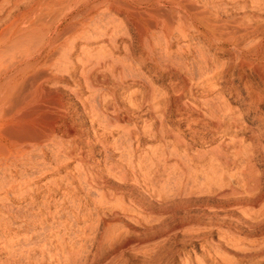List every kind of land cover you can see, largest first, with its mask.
I'll return each mask as SVG.
<instances>
[{
  "label": "rangeland",
  "instance_id": "obj_1",
  "mask_svg": "<svg viewBox=\"0 0 264 264\" xmlns=\"http://www.w3.org/2000/svg\"><path fill=\"white\" fill-rule=\"evenodd\" d=\"M93 1L74 0L64 9L59 0H0V96L16 81L30 102L22 110L0 105V129L21 117L19 127L36 134L24 142L25 159L0 168V264H264V101L250 104L247 93L264 98V84L196 30L173 39L170 51L165 44L146 49L133 24L114 12L104 15L120 24V48L101 36L105 22L97 34L59 45L58 31L77 27ZM232 1L194 2L244 34L264 29V0ZM184 46L190 51L182 56ZM165 50L190 71L155 65ZM201 54L224 91L194 96L197 109L179 122L189 93L177 101L174 88L191 75L186 86L195 87ZM117 61L132 64L124 83L110 68ZM232 89L244 99L231 97ZM55 93L61 109L51 102ZM213 100L235 115L250 107V118L217 132ZM51 131L59 143L43 139ZM11 141L0 134L1 143L11 147ZM217 153L230 160L226 168ZM217 171V185L207 184ZM196 178L194 189L181 187ZM258 181L256 194L247 195Z\"/></svg>",
  "mask_w": 264,
  "mask_h": 264
},
{
  "label": "bare ground",
  "instance_id": "obj_2",
  "mask_svg": "<svg viewBox=\"0 0 264 264\" xmlns=\"http://www.w3.org/2000/svg\"><path fill=\"white\" fill-rule=\"evenodd\" d=\"M73 1L74 0H59V3L57 5L64 8V7L69 6ZM194 1L195 0H94L93 2H95V4L93 3L94 4L93 8L92 9L89 8L90 10H88L84 14L83 19L79 23V25L75 28L71 27V28H73L72 29L73 31L69 28H67V29L66 28H62V29L60 28L61 30L58 31V34H57V42L59 43V45L64 44L68 39H70L72 36H74L71 39L72 40L71 42L74 44L79 38H83L86 35L88 37V33L91 31H93V32H95V34H97V32L99 30L98 29L99 25L105 22L106 27H105L104 31L102 30L103 33L101 34V36L106 37L108 39V41L110 43H112L116 49H118V48H120V46L117 45V41H118L119 36L121 34L120 29H119L120 24L118 23V21L114 20L113 18H107L106 19L104 14L105 13H111V12H114L115 14H121V15L124 14L126 16V20L129 23L133 24L135 31H137V33L141 39L142 45L146 49L147 48H151V49L154 48L153 51H155L156 48H160V46H162V44H165L166 50L168 51L172 47L173 39H177V37L186 39L189 36V33L191 30H193V31L196 30V32H198L199 35H201L204 38L209 39V41L212 45L217 44L218 46H220L221 50L227 51V52H230L231 54H233L235 57L234 59H236L237 64H238L240 69H242L244 66L252 68V70L256 74L259 82L264 84V29L256 30L251 35L250 34L248 35L247 33L244 34V33H242L243 31L240 32L237 28H234V27L230 26L229 24H224L217 17V15L215 13H213L209 9V7H207L206 5L204 6V4H203V6H201V5H198V3H195ZM234 1H236L235 2L236 4H234V5L239 4L237 2V0H233L232 2H234ZM242 5L245 6V3ZM261 6L262 5H260V7ZM257 7L255 9L259 8V7L258 8ZM262 7L264 8V5ZM243 10H244V8H242V11ZM58 11H59V9H58ZM58 11L56 9L55 13H57ZM259 11H260V8H259ZM97 12H100V13H97ZM60 13H61V10H60ZM96 13L98 15H96ZM64 22H65V18H62L61 22H60L61 27L63 26ZM66 23H67V21H66ZM237 25H240V24H237ZM87 37H86V41H88ZM247 41L254 43V45L250 49H248L249 47L246 48L248 50L245 49V46H246L245 43ZM151 49H149V50L151 51ZM188 51H190V48L188 46H186V47L184 46L183 48H179L180 55H182V56L185 52H188ZM171 55H172V53L170 54L167 52L163 62L161 60L160 61L158 60V61H155L154 64L157 66H160L162 68V70L167 72V73L168 72H177L179 69H182L185 71L186 70L190 71L186 61H182V59H176V60L172 61ZM201 56H202V54H201ZM158 59H160V58H158ZM198 59H199L198 63L200 65H203V70H201L199 72L200 78L198 79L197 82H195V85H194L195 87L187 88V86H186L188 81L190 79H192V77H193L190 74L191 76H185L184 77V83L181 86L178 87V85L176 84V86L174 88L175 93L177 94V96H176L177 101H180L184 95L189 93V96L187 97V99L185 101H182L180 104L181 107L179 109V113H180V118L178 119L179 122H183V121L188 120V117L190 116L189 114L197 109V107L195 105H193V103H192V101L194 100V96H206V95H204V90H208V91H212V92H219V93H222L224 91L223 84L215 85V82L217 81V80L215 81V79H216L218 73L217 72L214 73V71H209L210 65L208 63V60L205 58V56H202L201 58H198ZM153 60H152V62H153ZM88 63L89 62H87L86 64H88ZM113 63L114 64L110 66V68H112V71H113L112 72L113 77L115 76V78L117 77L118 79H120V81H121V82L119 81L120 83H124L127 80H129V77H127V75H126L127 73L125 74V72L128 69H132L131 62L130 63L128 62L129 63L128 65H123L122 64L123 62H118V61L113 62ZM98 65L99 66L105 65V67H107L106 62H104V61L100 62ZM182 70H181V72H184ZM186 74H187V72H186ZM184 75H185V73H184ZM242 77H243L242 75H239L238 78L242 79ZM9 81L11 82V80H9ZM87 82H89V81H87ZM19 89L20 88H19L16 81L11 82L9 87H8V90L0 96V105H3L4 103H9L10 105L13 106V108H18L20 110H22L23 108L28 106L30 102L28 103L26 100H24V98L21 97L22 92H21V90L19 91ZM200 89H203V91H201V92L195 91V90H200ZM249 89H251V87ZM247 93H248V95L250 94V95H252L251 97H253V100L250 101V104L254 103L256 101H258V102L264 101V98L261 97L260 94H257L254 91L247 92ZM56 94L57 93H55L53 95L51 94V100L52 101L51 100L50 101L53 102V104H54L53 106L55 108L61 109V100ZM229 95L231 97H235V99L238 101L244 99V94L242 92H240L239 90H236V89L230 90ZM49 98H50V96H49ZM209 104H210L209 105V109H210L209 115H210L212 121H214V119L217 121V129L216 130H217V132H219V130H220V133L223 131L227 132V133L230 132V130L233 127H236L237 123L244 120L245 117L250 118V113L252 112L251 108L249 107L245 111L239 110L238 111L239 113L237 115H235L233 113V109L231 107H229L227 105V103H223V102L213 100ZM55 108H53V111ZM159 108L164 110L162 107H159ZM18 109L16 111H18ZM57 112H59V115H60V110ZM17 113H20V112H17ZM63 114L61 113V115H63ZM5 116H7V115H5ZM5 116H3V117H5ZM8 117H9V115H8ZM50 117L53 118L52 116H49V118ZM0 118H2V117H0ZM13 118H14V116H13ZM54 118H57V117H54ZM4 119H6V118H4ZM21 119L22 118L20 117V118L14 119L13 122L12 121L11 122L6 121L7 122L6 125H4V126L2 125V127L0 129L1 133L6 136L7 140H13V141H11V147L6 145L5 143L4 144L1 143L2 141L0 142V168H3L10 161L12 162L14 160H18L17 158H19V159L21 158L20 160L25 159V158H23L24 157V142H26L30 137H31V139L32 138L35 139V137H32V136L36 135L34 133L33 129H31V130H33V133H32L30 131V128H28L27 130L24 129V128H27V126L26 127L23 126L24 128H21L22 126L19 127V125L22 121ZM59 119H60V117H59ZM226 119H228V121H226ZM56 120H58V119H56ZM105 120H106V118H105ZM223 121H225V122H223ZM48 123L50 124L51 122H48ZM225 123H229L228 127L225 126ZM49 124H47V125H49ZM245 126L247 127L248 125L246 124ZM47 132H49V131H47ZM67 132H69V131H67ZM38 133L39 132H37V134ZM33 134H35V135H33ZM41 134H44V133H41ZM69 134H71V133H69ZM128 135H130V134L128 133ZM219 135L222 136L221 134H219ZM39 136H41V135L39 134ZM43 136H45V135H43ZM43 136H41V137L43 138ZM43 139H46L48 142H52V143H54V141H57V142L60 141V140H55V136L53 134V131H51L49 134H47ZM57 139H59V138H57ZM46 140H45V142H46ZM29 141H31V140H29ZM61 145H59V146H61ZM60 148L61 147H59L58 149H60ZM58 149H57V155H59V153H61V151L63 152V148H62V150H58ZM79 151H80L79 152V154H80L82 152V150L79 149ZM69 154L65 153L64 155H66L68 157V159H70L71 157ZM196 157H199V156H196ZM214 158L217 160V163L218 162L220 163L222 168H226L228 166L227 164L229 163L228 161H230V160H227V161L223 162L224 159H223L222 154H220V153L218 155L214 156ZM181 164L183 167H186L184 162L181 161ZM218 171L214 172V173L211 172L212 178H210L211 176L209 177L210 182L206 181L207 184L209 183V184L213 185L214 181H217L216 180L218 178L217 176H219V175L222 176V174H219ZM88 179H86V180L88 181ZM176 183H177V181H176ZM215 183H214V185H217ZM258 183H259V181H258ZM258 183H256L253 186L251 184V186H252V187H250L251 190L250 189L248 190L249 192L247 193V195H252L253 192H255V194H256V191L259 189V185H260V183L259 184ZM93 185H95V184H93ZM196 185H198V179L197 178L192 180L191 182H186L185 184H183V186H181V185L180 186L183 187L184 189H186V191H187V188L192 189ZM228 185L226 187H228ZM209 186H208V188H209ZM92 187H95V186H92ZM177 187H179V186H177ZM201 187L205 188L207 186H204L202 184ZM224 188H225V186H224ZM16 189H18V188H16ZM180 191H181V189H180ZM231 191H233V190H231ZM190 192L188 193L189 195H190ZM229 193L230 192L223 191V194L226 197L230 196ZM232 194L233 193L231 192V195ZM180 195H181V193H180ZM254 197H255V195H254ZM103 199H104V197H103ZM101 202H103V200Z\"/></svg>",
  "mask_w": 264,
  "mask_h": 264
}]
</instances>
